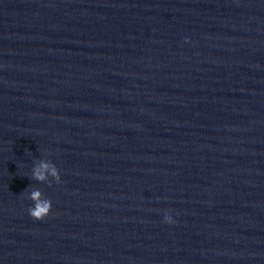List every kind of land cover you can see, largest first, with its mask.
I'll use <instances>...</instances> for the list:
<instances>
[{"label": "water", "instance_id": "95a60500", "mask_svg": "<svg viewBox=\"0 0 264 264\" xmlns=\"http://www.w3.org/2000/svg\"><path fill=\"white\" fill-rule=\"evenodd\" d=\"M0 264H264V0H0Z\"/></svg>", "mask_w": 264, "mask_h": 264}, {"label": "clouds", "instance_id": "9594fccd", "mask_svg": "<svg viewBox=\"0 0 264 264\" xmlns=\"http://www.w3.org/2000/svg\"><path fill=\"white\" fill-rule=\"evenodd\" d=\"M185 42H189L187 37L185 38ZM30 179L41 183L47 182L49 186H51L53 182L58 185L63 182L59 168L50 159H41L34 163ZM28 199L33 202L28 208V213L34 220L41 221L50 215L52 209L51 198L46 197L41 190L32 189L28 193ZM163 222L166 224H173L176 222L171 215V210H165Z\"/></svg>", "mask_w": 264, "mask_h": 264}]
</instances>
